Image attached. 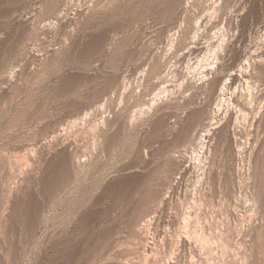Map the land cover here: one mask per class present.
I'll use <instances>...</instances> for the list:
<instances>
[{
    "label": "rangeland",
    "instance_id": "1",
    "mask_svg": "<svg viewBox=\"0 0 264 264\" xmlns=\"http://www.w3.org/2000/svg\"><path fill=\"white\" fill-rule=\"evenodd\" d=\"M186 2L0 0V264H264V0L225 1L247 3L241 59L216 29L189 51Z\"/></svg>",
    "mask_w": 264,
    "mask_h": 264
},
{
    "label": "bare ground",
    "instance_id": "2",
    "mask_svg": "<svg viewBox=\"0 0 264 264\" xmlns=\"http://www.w3.org/2000/svg\"><path fill=\"white\" fill-rule=\"evenodd\" d=\"M187 2H186V4H185V6H183L184 7V9L182 10V15L180 16V19L182 20V22L179 24V26H176V27H174L175 28V33H177L178 31H179V29H183L184 27L185 28H188V32L189 33H191L192 35H191V38H190V40H191V42H190V46H187V47H189V51L193 54V55H195V57H202V56H206V52L207 51H209L208 52V54H210L211 52H213V54H215V52H217V46H219L220 44H223V42H219V44L214 48V46H215V43H212V42H210V41H208V44H207V41L206 42H202L201 41V39H199L200 37V35H203V33L205 34L206 33V31H208L209 32V30H214V29H216L215 30V33L216 34H219V33H223L222 31H224V33L221 35V36H223L224 35V37H226V36H229L230 34H231V37L233 38V44L231 45V50H234L235 51V54H237V57L239 58V59H241V57L243 56L242 55V52H241V44H243V43H245V41L247 40V37L249 36L248 34H249V32H250V30H251V28L253 27V26H249V17H248V15H247V7L244 5V4H238L237 6H235L234 5V8H232V9H230V11H228V12H225V9L227 10L228 9V5H227V3H225V1L224 0H210V2H209V6L207 7V8H205V9H202L201 11H198V14H199V18L197 19V21H194V23H192L191 25H190V22H187V21H189L190 19V17L188 18L187 16H188V14H187V12H188V6L189 5H191V3H194L195 2V0H186ZM237 4V3H236ZM181 7V6H180ZM233 7V6H232ZM167 9V8H166ZM237 16H238V18L240 17L241 18V21L239 22V19L237 18ZM237 18V19H236ZM222 20H223V22H222ZM61 21V20H60ZM192 21V20H191ZM256 27V26H255ZM169 28V27H168ZM181 31V30H180ZM221 31V32H220ZM218 32V33H217ZM174 33V34H175ZM179 33V32H178ZM214 33V34H215ZM173 34V35H174ZM171 35V34H170ZM176 35V34H175ZM209 35V34H208ZM211 36V35H210ZM201 38H202V36H201ZM217 38V37H216ZM173 39V38H172ZM207 39V38H206ZM223 39V38H222ZM211 40V39H210ZM215 41V40H214ZM172 42V41H171ZM207 45H206V44ZM260 46V45H259ZM175 48V47H174ZM187 50V49H186ZM140 51V50H139ZM183 51V50H182ZM227 51V50H226ZM258 51V52H257ZM230 53V52H229ZM228 53V54H229ZM254 54H256L254 57H255V59H256V63H259V64H261V62L264 60V47L263 48H261V50H256V53H255V51L253 52ZM207 54V55H208ZM210 56V55H209ZM178 57V56H177ZM189 58V57H188ZM203 58V57H202ZM206 58V57H205ZM215 58V57H214ZM200 59V58H199ZM208 59V58H207ZM217 59H219V58H217ZM216 59V60H217ZM235 59H237V58H235ZM244 60V59H243ZM251 61V58H248V61ZM237 61V60H236ZM248 61L246 60H244V62L243 61H241V63H240V65H239V67H238V69H235V70H233V71H231L229 74H228V77H226L225 78V80H224V75L223 76H219V77H217L215 80H214V82H213V85H212V89H213V91H218V89H219V87H220V85L222 84V82H224L223 84H224V86L222 87H220L221 89H219L220 91V94L222 95V94H226L225 92H227V91H229L233 86V84H235L238 80H240L241 78H246L247 77V75L248 74H246L248 71H247V69H246V67L248 68ZM144 62V61H143ZM230 62V61H229ZM234 62H235V60H234ZM213 63V62H212ZM219 63V62H218ZM210 65V64H209ZM206 66V65H205ZM250 66V65H249ZM257 66V65H256ZM202 67V66H201ZM208 67V66H207ZM251 67V66H250ZM216 69V68H215ZM210 69H206L205 70V74H203L204 76H203V78H205L206 79V77H208V79H209V76L211 75V74H213V71H209ZM213 70V69H212ZM257 70V69H256ZM246 72V73H245ZM250 75V74H249ZM248 75V76H249ZM184 76V75H183ZM252 76V75H251ZM256 76V75H255ZM152 77V76H151ZM166 77H167V75H166ZM211 77V76H210ZM249 78V77H248ZM247 79V78H246ZM252 79V78H251ZM14 80V79H13ZM248 80V79H247ZM252 81V80H251ZM157 82H158V80H157ZM165 83V82H164ZM241 83V82H240ZM243 83V82H242ZM70 84V83H69ZM158 84V83H157ZM157 86V85H156ZM72 87V86H71ZM163 89V88H162ZM238 89V88H237ZM226 90V91H225ZM164 91V90H163ZM241 91V90H240ZM243 91V90H242ZM172 92V91H171ZM254 92V91H253ZM206 93V92H205ZM250 93V92H249ZM219 94V95H220ZM251 94V93H250ZM253 94V93H252ZM157 95V94H156ZM155 95V96H156ZM220 95V96H221ZM154 98V97H153ZM243 98H244V96H243ZM252 99V98H251ZM196 100V99H195ZM218 100V99H217ZM216 100V101H217ZM226 99L224 98V97H222L221 98V102L223 101V104H224V101H225ZM212 101V100H211ZM233 102V101H232ZM246 102V101H245ZM207 103V102H206ZM222 104V105H223ZM220 105V104H219ZM233 106V105H232ZM216 107V106H215ZM218 107V106H217ZM222 107V106H221ZM231 107V106H230ZM86 108V107H85ZM208 108V107H207ZM211 108V107H210ZM219 109H218V111L217 112H219V114L222 112L221 111V108L220 107H218ZM77 109V108H76ZM201 110V109H200ZM210 111V110H209ZM243 111V110H242ZM228 112V111H227ZM207 113V112H206ZM92 114V113H91ZM204 114V113H203ZM244 114H245V112H244ZM201 115V114H200ZM226 116H227V114H225ZM226 116H225V118H226ZM203 117V116H202ZM209 117V116H208ZM229 117V116H228ZM201 118V117H200ZM210 119H211V123H210V121H209V126L207 125L206 126V128H203L202 129V132L200 133V137H199V142H198V151H196L195 149V151H196V153H197V155H198V158H201L202 159V157H203V155H204V153H205V148H206V138H207V136H209V134L210 133H212V129L213 128H216L215 126H213V125H215L214 123H215V120L216 119H214V117L213 118H211V117H209ZM222 118V117H221ZM224 118V117H223ZM257 119V118H256ZM84 120V119H83ZM89 120V119H88ZM222 120V119H221ZM225 120V119H224ZM223 120V121H224ZM254 121V120H253ZM89 122V121H88ZM220 122V121H219ZM79 123V122H78ZM197 123V122H196ZM208 123V122H207ZM220 123H222V122H220ZM198 124V123H197ZM254 124V123H253ZM188 125V124H187ZM210 125H212V126H210ZM75 126V125H74ZM192 127V126H191ZM208 127L210 128V129H208ZM218 127V126H217ZM224 127V126H223ZM195 128V127H194ZM238 131V130H237ZM58 132V131H57ZM193 132V131H192ZM224 132V131H223ZM72 133V132H71ZM78 133V132H77ZM74 134V133H73ZM97 134H99V133H97ZM101 134V133H100ZM189 134V133H188ZM222 134V133H221ZM211 135V134H210ZM54 136H55V134H54ZM64 136V135H63ZM67 136H68V133H67ZM61 137H62V134L59 132L58 134L56 133V136H55V139H53L54 141H57L58 142V144H59V142H61ZM198 137V136H197ZM63 138V137H62ZM72 138V137H71ZM74 138V137H73ZM240 138V137H239ZM76 139V138H75ZM64 140V139H63ZM62 140V141H63ZM67 140V139H66ZM56 142V143H57ZM67 142V141H66ZM75 142V141H74ZM65 143V142H64ZM64 143H60L61 144V146L63 147V151L65 152L66 151V153L67 154H71V152L69 151L70 149H69V144L68 143H66V144H64ZM55 144V143H54ZM55 146H56V144H55ZM59 146V145H58ZM60 146V147H61ZM193 146V145H192ZM240 146V145H239ZM39 147V146H38ZM41 147V146H40ZM54 147V146H53ZM74 147V146H73ZM45 148H47L46 147V145H44V146H42V149H40L41 151H45ZM72 148V147H71ZM82 148V147H81ZM240 148V147H239ZM77 149V148H76ZM193 150V151H194ZM38 151V150H37ZM194 151V152H195ZM59 152V151H58ZM45 153V152H44ZM82 153V152H81ZM35 154H36V152H35ZM80 154V153H79ZM188 155V154H187ZM194 155H196V154H194ZM79 156V155H78ZM189 156V155H188ZM24 158V157H23ZM26 158H27V156H26ZM85 158V157H84ZM83 158V159H84ZM189 158V157H188ZM196 158V157H195ZM32 161V160H31ZM180 161V160H179ZM186 161V160H185ZM28 162V161H27ZM202 163H204V162H202ZM201 164V163H200ZM76 165V164H75ZM188 167H189V165H187V164H182V170H181V172L180 173H182V175H183V173L185 172L186 173V171H188L187 169H188ZM33 171V170H32ZM205 171V170H204ZM27 173V172H26ZM34 173V172H33ZM144 177V176H143ZM177 177V176H176ZM173 178V177H172ZM178 179V178H177ZM29 180V179H28ZM171 182V181H170ZM172 187V186H171ZM174 187V186H173ZM18 188V187H17ZM15 189V188H14ZM20 191V190H19ZM159 191V190H158ZM12 192V191H11ZM159 197V196H158ZM161 197V196H160ZM163 199H162V201H166L167 200V196H164L163 195V197H162ZM159 210V209H158ZM150 213V212H149ZM148 213V214H149ZM152 213V212H151ZM158 215V214H157ZM149 216V215H148ZM155 216V215H154ZM157 220V219H156ZM144 221V220H143ZM148 221V220H147ZM154 221V220H153ZM188 221V220H187ZM149 223H150V221H149ZM151 224V223H150ZM149 227H150V225H148ZM154 226V225H153ZM138 231V230H137ZM203 231V230H202ZM141 233V232H140ZM198 234V233H197ZM250 235V234H249ZM205 236V235H204ZM202 237V243H203V245L204 246H206L207 244L209 245V243H210V245H211V239H208V238H206V237ZM210 236V235H209ZM201 237V236H200ZM199 237V238H200ZM148 242V241H147ZM213 243V242H212ZM213 246V245H212ZM191 247V246H190ZM207 247H209V246H207ZM211 248V247H210ZM205 249H206V247H205ZM212 249V248H211ZM214 250V249H213ZM198 253V252H197ZM210 253V252H209ZM209 255V254H208ZM243 255H245V254H243ZM144 257H146V256H144ZM202 257V256H201ZM209 257V256H208ZM256 257V256H255ZM210 258H213V257H210ZM178 259V258H177ZM245 259V258H244ZM256 262V261H255ZM173 263V262H172Z\"/></svg>",
    "mask_w": 264,
    "mask_h": 264
}]
</instances>
